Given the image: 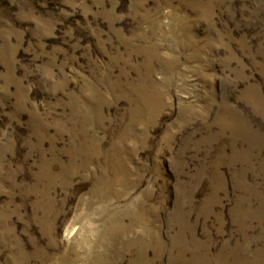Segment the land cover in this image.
Segmentation results:
<instances>
[{
  "label": "rangeland",
  "instance_id": "374dc122",
  "mask_svg": "<svg viewBox=\"0 0 264 264\" xmlns=\"http://www.w3.org/2000/svg\"><path fill=\"white\" fill-rule=\"evenodd\" d=\"M0 264H264V0H0Z\"/></svg>",
  "mask_w": 264,
  "mask_h": 264
}]
</instances>
